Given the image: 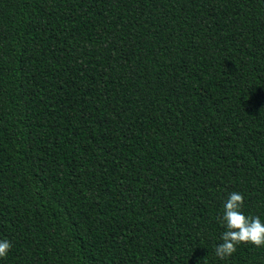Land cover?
Segmentation results:
<instances>
[{"label": "trees", "instance_id": "16d2710c", "mask_svg": "<svg viewBox=\"0 0 264 264\" xmlns=\"http://www.w3.org/2000/svg\"><path fill=\"white\" fill-rule=\"evenodd\" d=\"M0 264H264V0H0Z\"/></svg>", "mask_w": 264, "mask_h": 264}]
</instances>
